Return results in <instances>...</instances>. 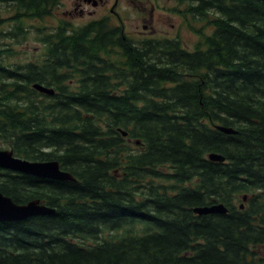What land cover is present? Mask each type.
Instances as JSON below:
<instances>
[{
    "label": "trees",
    "instance_id": "obj_1",
    "mask_svg": "<svg viewBox=\"0 0 264 264\" xmlns=\"http://www.w3.org/2000/svg\"><path fill=\"white\" fill-rule=\"evenodd\" d=\"M61 2L0 0V33L25 39ZM176 2L193 50L109 18L61 22L34 62L0 50V150L75 179L0 169L2 195L55 209L0 222V264H264V0Z\"/></svg>",
    "mask_w": 264,
    "mask_h": 264
},
{
    "label": "rangeland",
    "instance_id": "obj_2",
    "mask_svg": "<svg viewBox=\"0 0 264 264\" xmlns=\"http://www.w3.org/2000/svg\"><path fill=\"white\" fill-rule=\"evenodd\" d=\"M79 1L62 0L51 18L42 22L27 21L22 26L25 39H13L9 36L8 33L13 31L16 24L7 22L0 33V50H12L17 55H12L6 62L27 64L36 61L43 54L40 38L49 34L61 22L80 27L106 17H109L111 24L121 25L125 35L135 42L147 39H179L185 48L193 50L199 41L198 36L188 28V23L195 29L200 28L201 23L190 17L185 20L177 13L175 10L182 8L176 0H105L98 7L81 5L82 15H64L72 12ZM0 15L4 19L10 18L11 8L0 6ZM3 55L6 57V54Z\"/></svg>",
    "mask_w": 264,
    "mask_h": 264
},
{
    "label": "water",
    "instance_id": "obj_3",
    "mask_svg": "<svg viewBox=\"0 0 264 264\" xmlns=\"http://www.w3.org/2000/svg\"><path fill=\"white\" fill-rule=\"evenodd\" d=\"M95 7L99 0H84ZM34 88L45 95H53L51 89L42 87L40 85H34ZM218 130L225 134H235L231 129L218 127ZM125 136V133H123ZM209 160L220 161L223 159L217 155H209ZM0 169L11 171L15 173H21L29 176H33L40 179L54 180V181H72L75 179L60 169L59 164L56 161L49 162H33L15 157L12 150L3 149L0 150ZM245 201V197L243 198ZM193 212L198 215L209 214H226L227 209L221 205H212L197 207ZM55 213V209L49 208L42 204L39 200H33L26 204H16L10 198L0 193V222L1 223H13L24 221L28 218L40 215H52Z\"/></svg>",
    "mask_w": 264,
    "mask_h": 264
},
{
    "label": "flooded vegetation",
    "instance_id": "obj_4",
    "mask_svg": "<svg viewBox=\"0 0 264 264\" xmlns=\"http://www.w3.org/2000/svg\"><path fill=\"white\" fill-rule=\"evenodd\" d=\"M105 0H99L98 4L95 6V7H98L99 5L103 4ZM80 3H77L74 5V9L72 12H68V13H64V15H67V16H72L73 14H77V15H82L83 11L82 9L80 8L81 5H87V6H92L91 4L85 2L84 0H80L79 1ZM107 18V17H106ZM109 18V17H108ZM139 41H142V40H139Z\"/></svg>",
    "mask_w": 264,
    "mask_h": 264
}]
</instances>
